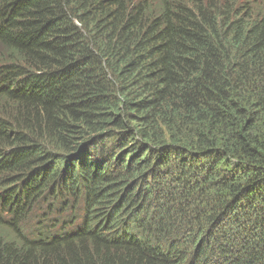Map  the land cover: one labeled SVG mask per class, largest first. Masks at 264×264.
Instances as JSON below:
<instances>
[{
	"label": "trees",
	"instance_id": "16d2710c",
	"mask_svg": "<svg viewBox=\"0 0 264 264\" xmlns=\"http://www.w3.org/2000/svg\"><path fill=\"white\" fill-rule=\"evenodd\" d=\"M0 264H264V0H0Z\"/></svg>",
	"mask_w": 264,
	"mask_h": 264
},
{
	"label": "rangeland",
	"instance_id": "374dc122",
	"mask_svg": "<svg viewBox=\"0 0 264 264\" xmlns=\"http://www.w3.org/2000/svg\"><path fill=\"white\" fill-rule=\"evenodd\" d=\"M36 214H37V213H36ZM34 219H36V220L38 221V215H37V216H34V218H33L32 221H34Z\"/></svg>",
	"mask_w": 264,
	"mask_h": 264
}]
</instances>
